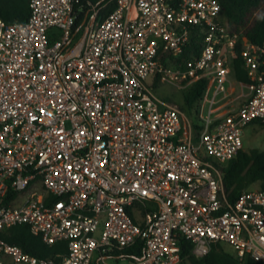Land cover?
<instances>
[{
	"label": "built area",
	"instance_id": "1",
	"mask_svg": "<svg viewBox=\"0 0 264 264\" xmlns=\"http://www.w3.org/2000/svg\"><path fill=\"white\" fill-rule=\"evenodd\" d=\"M30 8L23 23L0 16V232L27 225L68 253L40 259L0 238V264H184L180 238L198 259L226 242L264 262V190L230 202L223 174L244 129L264 123V47L232 33L219 0ZM241 39L249 95L217 117ZM203 79L199 129L153 91ZM139 241L143 256H128Z\"/></svg>",
	"mask_w": 264,
	"mask_h": 264
},
{
	"label": "trees",
	"instance_id": "2",
	"mask_svg": "<svg viewBox=\"0 0 264 264\" xmlns=\"http://www.w3.org/2000/svg\"><path fill=\"white\" fill-rule=\"evenodd\" d=\"M97 1V0H96ZM223 7L224 18L233 34L246 37L251 43L264 47V0H219ZM111 6L108 11H111ZM31 14L30 0H0V16L7 24L26 22ZM81 20H78V26ZM202 38L195 36L192 39L189 53L194 51L196 55L201 52ZM244 48L242 39L239 40L236 52L237 57L233 60L231 77L239 83L248 85L250 78L244 67L241 52ZM187 56H190L187 54ZM264 69V67H263ZM209 86V80L203 79L183 91L184 108L192 120L198 119L199 107ZM252 124L264 125L262 121ZM197 129L200 127L194 124ZM224 187L227 199L235 202L240 195L254 186L264 190V151L241 150L238 155L223 167ZM142 213L145 212V208ZM134 221L136 218L133 217ZM2 241L22 248L25 253L40 259H54L56 255L67 254V242H58L53 246L46 245L41 236L32 234L29 226L17 225L8 230L0 232ZM181 257L184 264H264L246 258L239 261L234 255L227 254L220 246H216L204 258L198 259L193 253V244L190 240L180 238ZM145 242L139 241L137 245L126 251L128 256L141 257L144 254Z\"/></svg>",
	"mask_w": 264,
	"mask_h": 264
},
{
	"label": "rangeland",
	"instance_id": "3",
	"mask_svg": "<svg viewBox=\"0 0 264 264\" xmlns=\"http://www.w3.org/2000/svg\"><path fill=\"white\" fill-rule=\"evenodd\" d=\"M243 89H247L246 87L241 86ZM154 93L161 99L165 100L166 102L170 104H175L179 106L180 108H184V94L183 91L179 88H177L174 85L171 84H160L158 83L153 87ZM245 98V96H244ZM187 118L190 122H192V117L186 113ZM194 124L198 123V119L193 121ZM199 132L195 129L193 138L194 143H199ZM243 143L245 151H251V150H260L264 151V125L261 124H250L247 126L243 131ZM252 189H257V186H254ZM98 236V235H97ZM220 247L223 249V251L230 255H235V249L234 247L226 242H223L220 244ZM111 264H116L114 261L110 260ZM121 264H127V262H122Z\"/></svg>",
	"mask_w": 264,
	"mask_h": 264
},
{
	"label": "crops",
	"instance_id": "4",
	"mask_svg": "<svg viewBox=\"0 0 264 264\" xmlns=\"http://www.w3.org/2000/svg\"><path fill=\"white\" fill-rule=\"evenodd\" d=\"M229 79L232 82L230 86V92H232V94L230 99L227 101H221L215 105V116L217 117L222 116L233 109L239 108L246 101L247 96L249 95V90L243 89L241 87L242 85L234 80L231 75ZM219 99H221V97H219Z\"/></svg>",
	"mask_w": 264,
	"mask_h": 264
}]
</instances>
